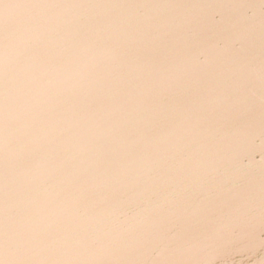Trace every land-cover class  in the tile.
<instances>
[{
	"label": "water",
	"instance_id": "95a60500",
	"mask_svg": "<svg viewBox=\"0 0 264 264\" xmlns=\"http://www.w3.org/2000/svg\"><path fill=\"white\" fill-rule=\"evenodd\" d=\"M143 1L0 0V264H264V0Z\"/></svg>",
	"mask_w": 264,
	"mask_h": 264
},
{
	"label": "bare ground",
	"instance_id": "6f19581e",
	"mask_svg": "<svg viewBox=\"0 0 264 264\" xmlns=\"http://www.w3.org/2000/svg\"><path fill=\"white\" fill-rule=\"evenodd\" d=\"M130 1L131 0H117V6H118V9H120V7L121 8H124L125 6H127L129 3H130ZM159 1H162V0H144L143 1V5L145 4V3H147V6H153V5H156ZM174 1H178V0H163L160 4H161V6H164L163 7V10L167 13V15H168V18H167V22L168 23H170V22H173V21H179V20H182V19H184L187 15H188V13H189V10L190 11H192V12H194L195 11V8L192 6V5H189V9H183V10H179V11H177V13L176 14H174L173 16H172V18L170 19L169 17H170V14H168V12H167V10L166 9H171L172 10V12L174 13V7H175V4L173 3ZM196 2V1H195ZM134 7H136V6H134ZM220 14V11H216L215 12V15H219ZM194 15H196V14H194ZM145 19H150V20H155V19H153V18H145ZM116 30H117V32H119L120 31V28H116ZM89 36V35H88ZM88 36L86 37V39L88 38ZM172 36V35H171ZM85 39V40H86ZM84 40V41H85ZM175 40V42L177 41L176 39H174ZM84 41H80V43L81 44H83V42ZM178 42V41H177ZM164 58H165V55H164ZM166 59V58H165ZM168 61H170V59H167ZM174 66V64L172 65V67ZM168 68H170V64H168ZM253 76H255V75H253ZM252 75H251V77H253ZM251 86V85H250ZM249 86V87H250ZM86 89H91V88H93V85H90V86H86L85 87Z\"/></svg>",
	"mask_w": 264,
	"mask_h": 264
}]
</instances>
